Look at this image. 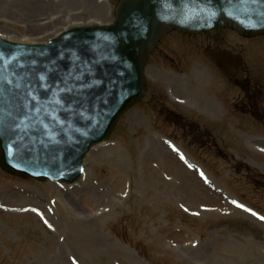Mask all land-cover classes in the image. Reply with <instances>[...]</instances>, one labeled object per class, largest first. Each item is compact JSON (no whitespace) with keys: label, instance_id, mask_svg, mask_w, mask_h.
<instances>
[{"label":"rangeland","instance_id":"obj_1","mask_svg":"<svg viewBox=\"0 0 264 264\" xmlns=\"http://www.w3.org/2000/svg\"><path fill=\"white\" fill-rule=\"evenodd\" d=\"M119 1L57 4L59 14L52 17L48 9L45 31L32 36L37 40L31 43H45L90 21L108 25ZM47 3L26 7L46 11ZM28 28L37 29L19 14L12 20L0 16V34H8L11 42L24 39ZM214 34L221 48L243 54V70L264 105V37L245 39L231 30ZM180 37L168 36L161 48L184 64L189 59L179 71L185 70L186 77L166 80L161 70L170 67L153 56L148 81L166 87L170 81L174 94L195 106L185 110L211 125L234 162L219 166L210 161L215 174L191 164L180 146L168 147L148 116L146 123L142 120L138 104L124 113L107 142L92 148L84 175L74 185L23 180L0 169V264H264V220L255 211H264V191L253 194L236 171L245 164L264 175V115L239 112L242 97L202 55L211 41ZM58 204L67 208L70 221L63 211L52 217Z\"/></svg>","mask_w":264,"mask_h":264},{"label":"water","instance_id":"obj_2","mask_svg":"<svg viewBox=\"0 0 264 264\" xmlns=\"http://www.w3.org/2000/svg\"><path fill=\"white\" fill-rule=\"evenodd\" d=\"M231 27L244 36L264 34V0H121L114 24L76 30L45 47H22L0 41V131L13 133L6 116L19 127L33 125L34 106H43L48 141L30 139L34 150L6 153L1 139L0 164L23 177L54 164L79 163L90 148L108 138L122 113L142 99L147 56L164 33H198ZM60 39V40H61ZM213 59L233 76L242 65L228 53ZM237 60V61H235ZM30 62V64H28ZM52 119L60 120L53 125ZM48 133V135H49ZM47 162V163H46ZM78 174L63 180L73 182Z\"/></svg>","mask_w":264,"mask_h":264},{"label":"flooded vegetation","instance_id":"obj_3","mask_svg":"<svg viewBox=\"0 0 264 264\" xmlns=\"http://www.w3.org/2000/svg\"><path fill=\"white\" fill-rule=\"evenodd\" d=\"M168 83L170 84V82ZM238 85L241 86V83H238ZM175 99L178 98H165L164 94L162 96L154 88L147 85L144 104L146 110L151 111L153 116H155L156 121H163L164 125H168L169 128H166L167 132H170L173 138L180 140L182 144L186 143L188 149H193L194 145L209 151L218 148V146L214 145V140L211 139V133L195 124L189 113L174 104ZM180 99L183 100V97L181 96L178 100ZM178 104L182 105L183 103ZM247 107L251 106L248 105ZM207 154L211 155V153Z\"/></svg>","mask_w":264,"mask_h":264},{"label":"bare ground","instance_id":"obj_4","mask_svg":"<svg viewBox=\"0 0 264 264\" xmlns=\"http://www.w3.org/2000/svg\"><path fill=\"white\" fill-rule=\"evenodd\" d=\"M40 1H42V0H0V16L7 18V20L8 19L12 20V16L14 14L15 15L19 14L20 16L25 17L27 19V21L30 23L31 27L37 28V29H29L28 28V30L25 32V35H27V36L23 37L24 39H22L21 41L20 40L16 41L17 39H14L10 36L13 39V42L27 44V43L33 42L34 40H37V39H32V38H34L32 36H35V35L39 34L40 32L45 31V30H43V27L47 25V20H49L47 18H50L51 16L53 17L54 13L59 14L58 10H55V8L57 7V4H60V3L63 4L64 3V7H65L69 3H73L75 0H43L46 3L48 2L47 3L48 5L44 4L45 7L47 8L46 11H45V9L42 10L40 7L37 6ZM96 1L99 3H103V2H106L108 0H96ZM30 2L31 3L37 2V5L26 7V4H29ZM41 3H43V2H41ZM48 9L51 11L50 17H49ZM26 10H31V12L30 11L28 12ZM43 21H44V23H41ZM96 25H98V22L90 21L88 23H82V24L77 25V26H79V27H81V26L82 27H91V26H96ZM0 36L6 40L9 39L8 34L3 33V34H0ZM61 198L63 201H66V203L68 204V201L64 200L63 196H61ZM60 203H62V201ZM56 208L59 212H61V214H62V211L64 213L67 210V208H65L64 205H62V204L56 205ZM72 208H74V207H72ZM71 211L72 210H70V216L72 214V216L74 218L75 212H71ZM101 243L102 242L97 241V244H101Z\"/></svg>","mask_w":264,"mask_h":264},{"label":"snow or ice","instance_id":"obj_5","mask_svg":"<svg viewBox=\"0 0 264 264\" xmlns=\"http://www.w3.org/2000/svg\"><path fill=\"white\" fill-rule=\"evenodd\" d=\"M181 159H183V157H181ZM233 203H235V201H233ZM238 207H243L242 205H237ZM246 211H251L250 209H245ZM33 211H35V209H33ZM253 216H255V215H257L255 212H252L251 213ZM259 219H261V220H264V216H261V217H259ZM45 223H47V221H45ZM49 227H50V225H49Z\"/></svg>","mask_w":264,"mask_h":264},{"label":"trees","instance_id":"obj_6","mask_svg":"<svg viewBox=\"0 0 264 264\" xmlns=\"http://www.w3.org/2000/svg\"><path fill=\"white\" fill-rule=\"evenodd\" d=\"M261 179H264V178H261Z\"/></svg>","mask_w":264,"mask_h":264}]
</instances>
